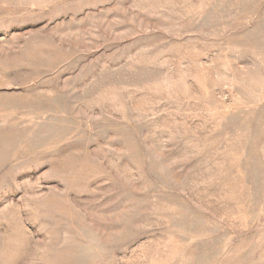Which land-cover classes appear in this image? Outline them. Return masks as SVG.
Listing matches in <instances>:
<instances>
[{
	"label": "rangeland",
	"instance_id": "374dc122",
	"mask_svg": "<svg viewBox=\"0 0 264 264\" xmlns=\"http://www.w3.org/2000/svg\"><path fill=\"white\" fill-rule=\"evenodd\" d=\"M0 264H264V0H0Z\"/></svg>",
	"mask_w": 264,
	"mask_h": 264
}]
</instances>
